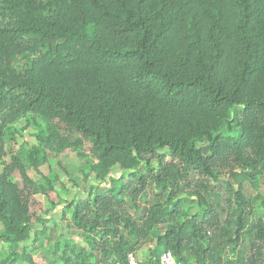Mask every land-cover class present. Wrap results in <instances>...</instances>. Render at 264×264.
I'll use <instances>...</instances> for the list:
<instances>
[{
    "label": "trees",
    "instance_id": "trees-1",
    "mask_svg": "<svg viewBox=\"0 0 264 264\" xmlns=\"http://www.w3.org/2000/svg\"><path fill=\"white\" fill-rule=\"evenodd\" d=\"M26 52L29 64L15 67ZM23 118L38 129L32 166L87 142L91 172L107 185L62 209L86 246L53 242L35 228L12 179L18 170L26 180V168L12 156L0 172V243L32 247L0 264H125L143 248L141 264L167 251L179 264L193 250L212 255L208 232L222 230L221 215L197 194L199 210L176 223L174 192L191 169L264 171V0H0V159ZM149 190L155 199L141 207ZM233 194L239 244L252 210L241 184ZM252 226L261 255L264 220Z\"/></svg>",
    "mask_w": 264,
    "mask_h": 264
},
{
    "label": "rangeland",
    "instance_id": "rangeland-1",
    "mask_svg": "<svg viewBox=\"0 0 264 264\" xmlns=\"http://www.w3.org/2000/svg\"><path fill=\"white\" fill-rule=\"evenodd\" d=\"M31 57L32 53L28 52L18 55L13 59V65L26 67ZM37 131V127L33 125L30 118H23L14 125L10 131L8 155L0 159V172L6 164L10 163L12 156L17 155L24 163L28 178L25 180L16 170L12 179L20 184L23 194L30 202L35 228H41L44 225L47 236L52 237L53 242L59 239H71L77 244L86 246L85 236L72 224L68 225V219L62 220V209L64 204L70 201L85 198L90 188L107 185L105 182L100 183L96 180L91 172L93 160L86 155L90 144L86 142L81 147L67 149L61 154L49 152L47 162L36 168L28 161L26 151L38 145L35 137ZM119 173V169L114 168L112 175L118 177ZM235 173L237 175L234 176L228 171L215 170V177L209 178L191 169L188 179L181 182L174 192L175 197L182 200L177 222L174 220L176 223L184 221L186 217L199 210L197 194H202L221 215L222 230L210 229L208 232L209 239L216 244L213 254H210V250L195 254L193 250V256L187 264H264V247L261 255H258L252 252L249 246L255 232L252 224L259 218L264 220V171L250 173L237 169ZM239 184L252 210V215L247 220L249 231L242 233L239 244H236L234 230L238 223V212L233 190H237ZM154 199L155 191L149 190L145 196L139 197L138 202L141 207H145ZM133 215L138 217L139 212H133ZM202 245L205 246V244ZM31 247V240L16 245L0 243V262L12 261L14 250L30 251ZM146 254V248L138 252L141 258H144ZM34 257L41 260L43 258L41 253ZM17 264H26V261Z\"/></svg>",
    "mask_w": 264,
    "mask_h": 264
},
{
    "label": "built area",
    "instance_id": "built-area-1",
    "mask_svg": "<svg viewBox=\"0 0 264 264\" xmlns=\"http://www.w3.org/2000/svg\"><path fill=\"white\" fill-rule=\"evenodd\" d=\"M142 258L138 253H130L127 256L125 264H141ZM121 264V263H118ZM159 264H179L171 251L163 253L160 257Z\"/></svg>",
    "mask_w": 264,
    "mask_h": 264
},
{
    "label": "crops",
    "instance_id": "crops-1",
    "mask_svg": "<svg viewBox=\"0 0 264 264\" xmlns=\"http://www.w3.org/2000/svg\"><path fill=\"white\" fill-rule=\"evenodd\" d=\"M139 251H141V250H139ZM139 251H138V252H139Z\"/></svg>",
    "mask_w": 264,
    "mask_h": 264
}]
</instances>
